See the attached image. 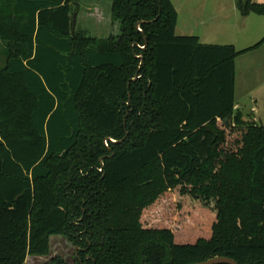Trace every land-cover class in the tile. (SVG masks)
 Instances as JSON below:
<instances>
[{
    "label": "trees",
    "instance_id": "1",
    "mask_svg": "<svg viewBox=\"0 0 264 264\" xmlns=\"http://www.w3.org/2000/svg\"><path fill=\"white\" fill-rule=\"evenodd\" d=\"M111 1L119 33L97 38L80 0H0V264L58 235L75 264H264V125L234 111L235 59L264 37L205 45L171 0ZM177 195L212 212L203 236L164 220Z\"/></svg>",
    "mask_w": 264,
    "mask_h": 264
},
{
    "label": "crops",
    "instance_id": "2",
    "mask_svg": "<svg viewBox=\"0 0 264 264\" xmlns=\"http://www.w3.org/2000/svg\"><path fill=\"white\" fill-rule=\"evenodd\" d=\"M85 6L89 12L88 16H98L93 19L96 23L107 21L110 35L103 37L95 32L87 31V34L97 38H108L112 34H117L113 28L112 20V1L111 4L105 0H94ZM178 12L176 33L178 35L197 36L201 44L233 46L237 50L250 48L260 42L264 37V17L263 19L254 18L258 14L243 16L238 7L237 0H171ZM256 3H264V0H253ZM106 6V12L97 6ZM78 12V11H77ZM76 12V13H77ZM106 14L108 18H106ZM85 29L92 30L94 24H86ZM117 23V22H116ZM88 25V26H87ZM115 29V28H114ZM92 33L96 35H92ZM106 36V35H105ZM264 47V42L257 48L242 53L235 59V90H234V111H239L253 120L259 119L263 122L264 118V88L261 82L259 86L249 88L240 92L237 97V63H247L248 59L255 60L258 56L257 51ZM250 53H256L250 55ZM250 55V56H246ZM264 63H260L262 66ZM262 86V87H261Z\"/></svg>",
    "mask_w": 264,
    "mask_h": 264
},
{
    "label": "rangeland",
    "instance_id": "3",
    "mask_svg": "<svg viewBox=\"0 0 264 264\" xmlns=\"http://www.w3.org/2000/svg\"><path fill=\"white\" fill-rule=\"evenodd\" d=\"M176 1V0H175ZM89 2H95L94 0H80V5L78 8V12L73 15V21L75 19L74 27L76 30H84L85 33L87 31L95 32L96 34L107 37L110 35V30L108 29V24L106 20H102V23H99L97 21L94 22V18L96 15H92V17H89V12L86 9V5ZM105 2H108L111 4V0H105ZM101 8L102 11H107L106 6H97V8ZM89 19V21L86 24H94L92 25V30L85 29L84 24L85 20ZM98 18V16L96 17ZM95 18V20H96ZM106 18H108L106 14ZM254 18H261L260 15H255ZM260 19V20H261ZM88 26V25H87ZM115 28V29H114ZM116 30V32L119 33V23H116L113 21V28L111 27V31ZM92 33V35H96ZM106 35V36H105ZM256 54V53H250V55ZM257 58L255 60L248 59L247 63H240L238 61L237 63V72H236V79H237V97L240 96V92L242 93L244 90H247L249 88H254L255 86H259L262 82L264 84V64L260 66V63H264V47L257 51ZM246 55V56H250ZM7 57L5 52V45L0 42V70H2L6 65ZM262 87V86H261ZM264 88V85H263ZM243 119L247 122H253L256 121L260 125H264V118L263 122H261L259 119L253 120L250 117H246V115L243 114ZM236 132V131H235ZM182 200L179 195L171 197L170 202L167 203V208L169 211L166 213L164 220L166 221H173L177 226V234H181L182 236H187L185 234L193 235L195 231H198L201 233H197L198 235L195 236H203L204 233L203 228L200 224L196 225V222H199L198 220H205V221H212L213 220V214L212 212L206 211V209H196L193 207L195 204L192 203L188 207L182 206ZM163 221V224L164 222ZM200 223V222H199ZM196 228V229H195ZM51 247L50 251L47 255H29L26 260V264H44L51 260L52 258L56 256H61L65 260L69 262V264H75V256L78 252L77 246H75L73 243L67 240L66 237L58 235V236H52L50 239Z\"/></svg>",
    "mask_w": 264,
    "mask_h": 264
},
{
    "label": "water",
    "instance_id": "4",
    "mask_svg": "<svg viewBox=\"0 0 264 264\" xmlns=\"http://www.w3.org/2000/svg\"><path fill=\"white\" fill-rule=\"evenodd\" d=\"M73 22L75 23V19ZM138 28L140 29V25H138ZM143 48H145V47H143ZM108 140H110L114 143L118 142V141H115L111 138H108ZM101 162H102V166H104L103 158L101 159ZM194 264H239V263L232 258H229L226 256H219V257L210 258L206 261L198 262V263H194Z\"/></svg>",
    "mask_w": 264,
    "mask_h": 264
},
{
    "label": "flooded vegetation",
    "instance_id": "5",
    "mask_svg": "<svg viewBox=\"0 0 264 264\" xmlns=\"http://www.w3.org/2000/svg\"><path fill=\"white\" fill-rule=\"evenodd\" d=\"M75 257H76V256H75ZM87 258H88V259H90V257H89V256H88ZM74 262H75V261H74Z\"/></svg>",
    "mask_w": 264,
    "mask_h": 264
}]
</instances>
